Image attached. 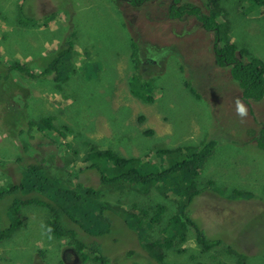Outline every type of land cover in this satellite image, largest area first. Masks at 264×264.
<instances>
[{
    "label": "rangeland",
    "instance_id": "obj_1",
    "mask_svg": "<svg viewBox=\"0 0 264 264\" xmlns=\"http://www.w3.org/2000/svg\"><path fill=\"white\" fill-rule=\"evenodd\" d=\"M136 1L137 5H132L131 0H29L39 17L45 12L42 3L50 11L55 7L58 12L64 7L71 11L17 36L11 23L3 18H10L13 0H0V58L4 62L9 51L14 53V60L36 66L35 57L56 51L64 27H69L67 16L70 21L74 16L72 30L77 37L75 55L69 64L75 67L71 72L67 70L73 78L60 88L51 81L29 82L17 75L2 83V92L11 95L14 103L7 98L12 108L0 111L4 125H0V157L17 156L20 147L15 145L12 134L18 124L42 115H53L57 127L71 129L61 143H70L80 151L79 155L83 149L80 134L128 158H144L156 146L185 144L198 148L204 141L215 140L217 146L202 165L201 173L188 180L183 176L179 179L183 187L193 181L195 188L203 190L191 204L193 218L210 239L221 243L204 252L189 227L186 242L164 251L160 263L142 247L141 243L146 242L141 241V234L123 227L116 217L109 228L103 227L105 231L89 227L108 257L103 263L88 257L89 253L79 246L69 245L67 238L55 237L46 225L50 212L30 205L21 209V227L0 244V264H237L230 248L244 255L243 264H264V150L256 147L255 140L264 125V99L251 106L244 102L248 115L246 119L239 118L234 100L241 99L242 90L231 78L230 70L215 63V31L205 29L193 15L171 20L173 0ZM184 3L201 8L207 15L211 0H180L176 5ZM214 3L224 23L221 30H226L227 38L238 50L245 51L244 60L264 65V6L257 0ZM131 41L138 46L142 74L154 88V101L149 104L130 93L134 73L129 59ZM148 130L153 134H146ZM63 149L70 152L68 147ZM45 152L49 177L56 176V168L67 177L87 167L78 161L70 163L66 152L56 156L60 155L56 148L46 145ZM91 178L95 180L93 173L86 177ZM212 183L215 193L211 191ZM236 194L237 198H233ZM135 198L142 205L163 202L167 213L161 223L176 213L169 198ZM133 199L130 194H121L120 189L103 193L100 198L125 207ZM87 217L81 218L88 226L94 219ZM163 226L148 229L147 240L161 238ZM100 254L103 255L101 250Z\"/></svg>",
    "mask_w": 264,
    "mask_h": 264
},
{
    "label": "trees",
    "instance_id": "obj_2",
    "mask_svg": "<svg viewBox=\"0 0 264 264\" xmlns=\"http://www.w3.org/2000/svg\"><path fill=\"white\" fill-rule=\"evenodd\" d=\"M173 2L169 13L171 20L193 15L205 29L215 31L216 64L230 70L231 78L238 82L242 90L243 102L251 106L252 102L258 104L264 99V65L255 60L245 61V51L238 50L230 38H227L226 30L224 28L221 30V25L223 26L224 23L220 20L221 12L216 7L215 0H211L208 10L204 5L202 6L206 9L207 15L195 5L184 3L177 6L180 0H173ZM257 2L264 6V0H257ZM130 3L137 5L136 0H131ZM10 5V18L6 15L3 18L11 23L12 32L17 36L30 28L38 29L40 26H46L45 24L57 15L62 14L63 17V14L68 15L71 11L67 9L68 7H64L59 12L56 7L50 11L42 3L45 12L39 17L34 13L35 10L29 0H13ZM66 20H69V27H64L63 38L56 51L35 57L33 62H36V66L32 67L30 62L21 63L17 59L14 60V53L9 51L10 58L8 57L5 62L0 58V87L14 75L29 82L38 79L51 81L57 84L58 88L73 78L67 70L70 69L71 72L75 67L72 63L69 65L70 59L75 55L74 46L77 39L75 30H72L74 16L72 21L68 16ZM3 36V40H6V35ZM129 54L134 72L129 85L130 93L143 103H152L154 88L150 79H146L142 74L138 46L133 41L130 42ZM187 84L192 92L190 84ZM7 98L13 102L12 96L3 93L0 88V111L3 109L9 111L12 108L8 105ZM24 106L26 107L25 103L23 108ZM54 119L53 115H42L37 120L28 119L24 120L22 125L18 124L19 130L12 134V138L16 141L15 145L19 144L20 147L18 155L9 159L0 157V244L21 227L23 221L20 216L21 209L30 205L50 212L51 216L46 225L55 237L67 238L68 242L70 240L69 245L79 246L80 249L89 253L88 257L103 263H106L108 257L104 256L96 233L90 228L93 226L97 229L109 228L116 217L123 227L133 228L141 234V241L146 242L141 243L142 247L147 248L151 259L160 263L163 261L164 251H169L175 246L179 247L186 242L189 227L193 228L195 240L204 252L212 250L221 243L218 239H210L193 218L191 204L203 190L195 188L193 181H188V185L183 187V182L179 179L183 176L188 180L201 173L202 165L217 146L215 140L204 141L198 148L185 146V144L167 148L156 146L154 150H148V156L144 158H128L111 147L102 148L92 137L80 134L79 139L83 149L79 155L80 151L70 147V143H61L68 137L71 129L68 126L57 127ZM141 120L143 117H140L139 122ZM0 125L4 126L2 116H0ZM111 127L115 130L113 124ZM145 133L149 136L153 134L151 130ZM255 137L256 147L264 150V125ZM46 145L56 148L57 152L60 150L58 152L60 155L56 156L60 157L66 152L71 157L70 163L78 161L81 164H87V167L72 171L67 177L60 174L56 168V176H47ZM63 147H68L70 152ZM151 155L153 157H150ZM91 173L95 176V180L86 179V177L90 178ZM116 189H120L121 194H130L134 198L127 207L123 204L113 205L106 200H100L103 193ZM215 190H217L216 186L212 183L211 191L215 193ZM138 196L147 197L150 201L154 197V199L169 198L174 206L173 211L176 213L161 223L167 213V206L163 202L142 205L135 198ZM237 196L236 194L232 197L237 198ZM89 205L94 206L90 209ZM82 206H86L87 210L84 211ZM85 216H88L87 219H94L91 225L87 226L81 218ZM163 224L165 226L160 230L161 238L148 241L146 231L153 226L161 227ZM71 249L73 251V248ZM100 250L103 255L100 254ZM178 251L181 252L179 249ZM230 255L235 257L237 264H243L241 259L244 255L237 250L230 248ZM75 257L79 262V258Z\"/></svg>",
    "mask_w": 264,
    "mask_h": 264
},
{
    "label": "clouds",
    "instance_id": "obj_3",
    "mask_svg": "<svg viewBox=\"0 0 264 264\" xmlns=\"http://www.w3.org/2000/svg\"><path fill=\"white\" fill-rule=\"evenodd\" d=\"M234 105H235L236 115L242 120L246 119L248 115V111H247V107L244 104V102L239 97H237L234 100Z\"/></svg>",
    "mask_w": 264,
    "mask_h": 264
},
{
    "label": "bare ground",
    "instance_id": "obj_4",
    "mask_svg": "<svg viewBox=\"0 0 264 264\" xmlns=\"http://www.w3.org/2000/svg\"><path fill=\"white\" fill-rule=\"evenodd\" d=\"M201 170V169H200ZM198 175V174H197ZM209 189V188H208ZM252 189V188H251ZM253 197V196H252ZM254 202V201H253ZM262 203V202H261ZM234 204V203H233ZM238 205V204H237ZM220 211V210H219ZM223 216V215H222ZM240 222V221H239ZM232 252V251H231ZM239 257V256H238Z\"/></svg>",
    "mask_w": 264,
    "mask_h": 264
},
{
    "label": "flooded vegetation",
    "instance_id": "obj_5",
    "mask_svg": "<svg viewBox=\"0 0 264 264\" xmlns=\"http://www.w3.org/2000/svg\"><path fill=\"white\" fill-rule=\"evenodd\" d=\"M215 55V54H214ZM215 63H216V59H215ZM65 259H67L66 257H65Z\"/></svg>",
    "mask_w": 264,
    "mask_h": 264
}]
</instances>
